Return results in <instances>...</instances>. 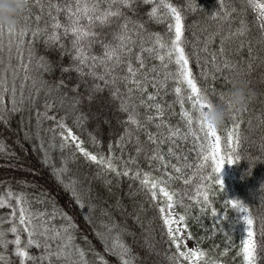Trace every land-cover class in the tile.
Segmentation results:
<instances>
[{
    "label": "snow or ice",
    "instance_id": "obj_1",
    "mask_svg": "<svg viewBox=\"0 0 264 264\" xmlns=\"http://www.w3.org/2000/svg\"><path fill=\"white\" fill-rule=\"evenodd\" d=\"M151 3L152 7L148 11V17L152 20H164L167 22V30L171 33L168 40L158 32H147L144 22L133 19L137 9L142 4ZM103 4V6H102ZM41 9L44 5H40ZM163 7L164 11L159 9ZM185 7L199 8L200 5L193 3ZM32 4L30 3L26 13H31ZM63 10L66 23L58 19L59 13ZM225 0H220L219 6L210 16L214 19L227 20L231 18V11ZM258 16L256 21L260 29V35L264 38V3L258 5ZM131 13V15L129 14ZM48 15L51 24L39 25L41 17L36 15V26L30 24L31 16L24 15L22 22L16 27H7L0 25V123L7 124L13 114H21V123H23V112L34 110L33 116L28 117L29 124L32 127H25V138H32L38 141L33 144L34 148H39L42 163L50 165L56 179L70 192L72 200L81 208H87L85 218L91 222V214L96 205L91 199V187L81 188L82 182L75 175L67 176L70 172L68 167L70 162L82 159L85 163L95 164L97 171L93 174L96 178L102 175L105 177V185L111 182L109 174L117 179L126 177L139 182V187L156 205L163 228L162 235L167 237V243L174 251L168 253L170 264H184V260L197 264L202 261L204 264H226L223 257L229 252V247L225 246L217 255H208L209 252L215 253L218 248L213 245L210 249L203 247L188 246L184 237L181 235L183 228H188V219L192 218L194 222H200V214L211 212L213 216V226L211 232L222 231L215 224L220 218V211L212 206V199L218 191L224 188L223 177L220 175L225 161L233 163L239 156L234 153L238 150L241 141V114H233L230 118L232 123L225 131L223 141L226 142L227 152L222 150V136L218 129L209 125L202 119L203 109L207 105L210 96L204 91L195 79L193 69L189 67L190 57L184 47L185 24L182 9L171 3H156V0H75L61 4L59 0L48 6ZM97 24L101 27L116 25V30L112 33L113 41L100 40L102 51L100 53L92 52V44L96 42L99 35L94 29ZM50 29V30H49ZM63 30L65 36L71 35L70 46H66L60 38V30ZM246 21L241 19L239 26L235 31L229 30L220 35V44L218 52L223 61L222 65H217L216 53L212 54L213 66L217 71L223 69H234L237 65L231 62L225 55V41L233 36L243 37L248 32ZM145 34L151 41L145 44ZM216 32L212 33L214 38ZM31 36V39L28 37ZM45 45H57L62 51H67L70 56V62L61 65V77L48 80L45 73L49 75L54 70V65L46 56L37 55L35 45L40 40ZM139 41L140 47L133 51L136 41ZM245 48V41L241 39L238 49ZM154 54L165 68L168 65L165 61L174 62L176 67L173 71H166L163 79L157 81L155 77L148 75V72L155 71V65L143 71L147 66L144 62L143 53ZM248 55L252 54L251 42L247 45ZM13 58L16 63L13 64ZM196 62H200L199 56ZM121 66H123L121 68ZM249 69L251 64L248 65ZM87 69V71H85ZM118 69H120L118 71ZM75 71L76 81L66 83L63 74ZM11 73V79H9ZM85 77H90L92 83L89 84ZM17 78H19V88L17 87ZM226 80L229 77H224ZM171 79L176 82L174 88L177 98L181 105L180 115L184 120L186 131L179 127L172 126L165 116V106L155 102L159 95L160 88H163L166 82ZM216 79L215 75L212 77ZM119 82L123 83V93ZM153 91H147L149 84ZM159 84V88L157 87ZM25 85L29 92L25 96ZM83 85V91H81ZM188 92V100L192 109L184 107V96L182 92ZM108 91L109 97L119 101V110L126 113L123 131L117 136L115 141H109L107 151L101 149V142L91 132L88 133V141L82 138L85 121L88 119L86 114L80 110V105L84 100L91 102L99 93ZM215 92V88H213ZM134 92L141 94L139 101H133ZM43 93L44 99L42 106L37 107L35 101ZM72 93V95H69ZM149 101H153L149 103ZM137 105L143 106L146 110L152 109L151 113L145 115L144 122L141 121ZM171 107V105H169ZM247 108L245 109V111ZM193 111L195 115H193ZM71 116V123L69 118ZM50 121V124L45 122ZM154 124L156 131H149L148 124ZM134 129H143L148 141L155 144H163L165 139L170 145L175 144L176 139L186 140L189 136L192 138V151L197 153L196 168L192 169L187 156L174 151L173 147L167 148V154L175 157L177 163H172L166 159L163 150L153 147L151 155H146L148 166L151 170H144L131 165L137 164L136 156L130 155L127 159L115 154V147L121 151L125 144L136 141L135 152H141L139 146V136H133ZM166 128V132L161 129ZM47 134V141L44 139ZM158 136L160 137L158 139ZM264 147V144H262ZM7 145L0 140V152H4ZM96 149V150H90ZM58 150L59 166L52 158V152ZM254 159L264 158L257 157ZM115 161H119L116 163ZM153 161H156L153 167ZM169 168L172 171H169ZM211 171H207V169ZM190 169V174L185 172ZM159 170V175H154V171ZM199 176V182L196 184L195 193L190 200L199 206V212L195 217L191 216L188 208L191 205H185L183 197L177 199L179 189L170 187L174 181H184L187 184L193 177ZM215 177V179H214ZM23 183V181H21ZM264 188V185H261ZM43 191V190H42ZM87 192V197L84 195ZM159 193V199H157ZM187 195V193H185ZM46 199L51 201V197L45 195ZM14 199L15 204L10 203ZM42 202V201H40ZM237 210L238 220L243 221L242 239L239 247V254L242 255L243 264H258L259 244L254 238V217L249 206L239 198H231L225 201ZM264 203V201H262ZM0 204L7 205L12 209L7 214L10 226L3 227V219H0V262L10 264L11 257L7 249L9 244H13L12 251L18 257L19 264H109V261L100 252H97L91 245L82 246L77 242V225L74 218L63 210L55 201H51V207L44 210L33 209L32 201L29 199V193L26 191L14 192L11 186L0 194ZM179 205L183 209L180 213L174 215L173 205ZM18 210V215H17ZM104 215H108L103 209ZM226 215V214H225ZM178 216V220L176 217ZM59 218L62 223H54ZM133 219L138 220L137 214ZM100 227L94 229L96 236L103 242L106 252L112 253L118 258L117 264H137V253L123 239L125 233H131L128 228H121L114 219H101ZM27 233L26 241L22 242L21 233ZM9 233L14 234L13 239H9ZM111 234V242H110ZM187 235L191 238L192 233ZM227 235V233H225ZM261 235H264V219L261 220ZM87 243V237H83ZM202 241L204 237H199ZM149 251L153 245L144 238ZM228 244H232V238L228 237ZM41 249L38 254H33L30 246ZM91 253V257L89 256ZM183 258V260H182Z\"/></svg>",
    "mask_w": 264,
    "mask_h": 264
},
{
    "label": "trees",
    "instance_id": "obj_2",
    "mask_svg": "<svg viewBox=\"0 0 264 264\" xmlns=\"http://www.w3.org/2000/svg\"><path fill=\"white\" fill-rule=\"evenodd\" d=\"M55 2V0H30L32 4L31 13H26L31 16L30 24L36 26V15H39V25L43 27L45 24L50 25L51 20L48 15V6ZM61 4L69 2L75 3V0H59ZM171 2L179 6L183 11V19L185 24L184 32V47L186 53L190 57L189 67L193 69L195 79L210 98L215 99L216 93L220 90L226 89L230 86V79L233 77H243L248 81L249 87L254 91L255 95L247 106V110L241 113V141L238 150L234 153L239 156L238 160H234L231 163L230 170L224 175L223 182L224 188L222 191H218L217 195L211 197L212 206L216 207L221 215L220 218L215 221V224L222 231H216L214 234L211 232L213 226V216L210 211L200 214V222L196 223L192 218L188 219L189 227L187 231L192 233V239L197 243L199 247L210 249L213 245H217L215 253L209 252L208 255H217L225 246L229 247V252L223 257L226 264H243L242 255L239 254V247L242 239L243 221L238 220L237 210L232 208L231 205L226 204L225 201L231 198H239L245 202L254 217V231L255 239L259 244V256L258 264H264V235H261V220L264 219V160L254 159L257 157L264 158V38L260 35V29L258 27L256 17L258 16V5L264 3V0H225V3L229 8H234L231 11V18L227 20L211 18L210 13L215 12L219 6L220 0H156V3L164 4ZM193 3L199 4V8L185 7ZM44 5L41 9L40 5ZM103 6V4H102ZM152 7L151 3L142 4L138 7L133 19L144 22V27L147 32L161 33L165 40L171 33L167 30V22L164 20H152L148 17V11ZM160 12L164 11V8L159 9ZM131 15V13H129ZM58 19L62 23H66V18L63 10L59 13ZM243 19L248 25V32L245 36H233L225 41V55L228 56L231 62L237 65L234 69H223L217 71L213 66L212 54L216 53V64L222 65L223 61L220 58L218 52L220 44V35L228 32L229 30L235 31L239 26V23ZM50 30V29H49ZM99 35L95 38L96 42L92 44V52L100 53L102 51L100 40L113 41L112 33L116 30V25L101 27L97 24L94 29ZM216 32L217 35L213 38L212 33ZM31 39V36L28 37ZM60 38L66 46H70L69 42L72 37L69 34L65 36L63 30H60ZM243 39L245 41V48L243 50L238 49L239 41ZM251 42L252 54L248 55L247 45ZM114 42V41H113ZM151 41L145 34V44H149ZM140 47L139 41H136V45L133 51V57L135 51ZM61 49L55 45H45L41 39L35 45V52L37 55H43L48 58L49 61L55 66L54 70L49 75L45 73V78L48 80H54L61 77L60 67L70 62V56L67 51H64L63 56L60 55ZM0 55H4L5 53ZM146 68L143 71H147L152 65H155V71L148 72V75L155 77L157 81L163 79L166 71L175 70V63L165 61L168 65L165 68L157 59L154 58V54L144 52L143 54ZM199 56L200 62H196V57ZM13 64L16 63L13 58ZM251 64L249 69L248 65ZM2 67V65H0ZM123 66H121L122 68ZM120 69H118L119 71ZM87 71V69H85ZM66 79V83H73L76 81L77 74L72 71L70 74H63ZM215 75L216 79L212 77ZM227 76L230 79H225ZM9 79H11V73H9ZM88 83L93 81L90 77H85ZM20 80L17 78V87L19 88ZM119 85L123 93V83L119 82ZM176 82L169 79L163 88H160L159 95L156 97V101L165 106L164 119L167 120L172 126L179 127L182 132L186 131L184 120L180 115V103L175 93L174 88ZM159 88V84H157ZM215 88V92L213 91ZM81 91H83V85H81ZM147 91H153L151 83ZM25 96L28 95L29 88L25 85ZM182 92L184 96V107L188 110L192 109V105L188 100V92L184 90L182 86ZM72 95V93H69ZM141 94L134 92L132 96L133 101H139ZM44 99L43 93L35 101L37 107L42 106ZM153 101H149L152 103ZM119 101L111 99L109 93L105 90L103 93H99L95 98L88 102L84 100L80 105V110L83 111L88 119L85 121L84 130L82 132V138L86 141L89 139L88 133L91 132L101 142V149L107 151V144L109 141H115L117 136L123 131L124 124L122 121L126 118V113L119 110ZM171 105V107H169ZM137 111L139 112L140 119L144 122L145 115L151 113L152 109H145L143 106L137 105ZM33 116L34 124V110L29 112L25 110L23 112V123H21V114H13L9 123H0V140H3L7 145V149L4 152H0V194L4 193V190L11 186L14 192L26 191L29 193V199L32 201V208L38 210H44L51 207V201H55L64 211L74 218V222L77 225V242L84 247L91 245L97 252H100L109 261V264H117L118 258L112 253L106 252L103 242L96 236L94 229L99 228V221L101 219L110 220L114 219L115 222L121 228H128L131 233L124 234V241L137 253V264H170L168 260V253L174 251V247L170 248L167 243V237L162 235L163 228L161 226V220L159 217L158 209L151 199L145 194L139 187V182L136 180L121 177L117 179L115 176L109 174L111 182L107 185L103 183L105 177L102 175L100 178H96L93 174L97 171L95 164L85 163L82 159H77L75 162H70L68 167L70 172L67 176L75 175L82 182L81 188L91 187V199L96 205L91 214V222L85 218V212L87 208L81 209L71 198L70 192L67 191L64 186L56 179L53 174L51 166L42 163L39 148H34L33 144H38L32 138H25V127H32L29 124L28 117ZM193 115L195 112L193 111ZM46 125L51 122H45ZM71 123V116L69 118ZM232 123L229 117L224 125L218 129L219 134L222 136V150L227 152L226 142L223 141L225 131L230 127ZM149 131H156L154 124H148ZM162 132H166V128L161 129ZM133 136H139V146L141 152L136 153L135 148L137 146L136 141H132L125 144V147L121 149L117 146L114 151L118 156H122L127 159L130 155L136 156L137 164L131 165L135 168L137 165L148 171V160L146 155H151L153 147L163 150L166 159H170L172 163H177L175 157H170L167 154V148L173 147L174 151L181 153L182 156H187V160L191 163L192 169L196 168L197 153L192 151L193 143L192 138L189 136L186 140L176 139L175 144L170 145L165 139L163 144H153L148 141L143 129H134ZM160 137L158 136V139ZM44 139L47 141V134H44ZM96 150V149H90ZM52 158L55 160L57 166H59L58 150L52 152ZM119 163V161H115ZM227 162V161H225ZM156 161H153V167ZM169 171H172L169 168ZM211 171V169H207ZM187 174H190V169H185ZM154 175H159L160 171L156 170ZM221 175V173H220ZM215 179V177H214ZM23 181V183H21ZM199 182V176L193 177L187 184L184 181H174L170 184V187L177 188V199L183 197L185 205H191L188 208L192 217H195L199 212V206L195 202L190 200V197L195 193L196 184ZM43 190V191H42ZM187 193V195H185ZM45 195L51 197V201L45 198ZM87 197L88 193L84 192ZM159 199V193L158 197ZM42 201V202H40ZM10 203L15 204V200H10ZM175 210L180 213L183 209L179 205H173ZM104 210L108 215H104L101 210ZM12 209L7 205L0 204V219H3V227L8 228L10 221L7 214ZM139 215V219H133L136 215ZM226 214V215H225ZM18 215V210H17ZM57 218L54 223H62ZM227 233V235H225ZM22 242L26 241L27 233L22 232ZM148 237V241L153 245L151 251L145 244V237ZM232 238V244L234 247L228 244V237ZM14 234L9 233V239H13ZM83 237H87V243H85ZM199 237H204L201 241ZM111 242V234H110ZM13 244H9L7 252L11 257L10 264H19L18 257L15 252L12 251ZM33 254H38L41 249H37L34 245L29 249ZM91 257V253H89ZM183 260V258H182ZM3 264V262H0ZM184 264H189L184 260ZM204 264V263H203Z\"/></svg>",
    "mask_w": 264,
    "mask_h": 264
},
{
    "label": "clouds",
    "instance_id": "obj_3",
    "mask_svg": "<svg viewBox=\"0 0 264 264\" xmlns=\"http://www.w3.org/2000/svg\"><path fill=\"white\" fill-rule=\"evenodd\" d=\"M30 0H0V25L19 26L26 15ZM255 93L243 77L230 79V86L216 93V98H209L202 112V119L216 129L221 128L233 114L245 111ZM195 245V241H193Z\"/></svg>",
    "mask_w": 264,
    "mask_h": 264
},
{
    "label": "rangeland",
    "instance_id": "obj_4",
    "mask_svg": "<svg viewBox=\"0 0 264 264\" xmlns=\"http://www.w3.org/2000/svg\"><path fill=\"white\" fill-rule=\"evenodd\" d=\"M231 168V163H228V162H225L224 165H223V168L221 170V175L224 176ZM172 211L175 214H177L178 212L175 210L174 206L172 208ZM176 219L178 220V216L176 217ZM188 231L186 228H183L182 229V232H181V235L184 237L186 243L188 246H195V247H199L197 245V243L195 242V245L193 244V239L190 238L188 235H187ZM189 264H191V262L187 261ZM204 262L202 261H197V264H203Z\"/></svg>",
    "mask_w": 264,
    "mask_h": 264
}]
</instances>
